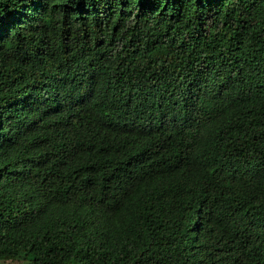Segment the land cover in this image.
Wrapping results in <instances>:
<instances>
[{
	"label": "trees",
	"instance_id": "trees-1",
	"mask_svg": "<svg viewBox=\"0 0 264 264\" xmlns=\"http://www.w3.org/2000/svg\"><path fill=\"white\" fill-rule=\"evenodd\" d=\"M264 264V0H0V261Z\"/></svg>",
	"mask_w": 264,
	"mask_h": 264
},
{
	"label": "rangeland",
	"instance_id": "rangeland-1",
	"mask_svg": "<svg viewBox=\"0 0 264 264\" xmlns=\"http://www.w3.org/2000/svg\"><path fill=\"white\" fill-rule=\"evenodd\" d=\"M0 264H33L30 260V256L19 257L17 260L0 261Z\"/></svg>",
	"mask_w": 264,
	"mask_h": 264
}]
</instances>
